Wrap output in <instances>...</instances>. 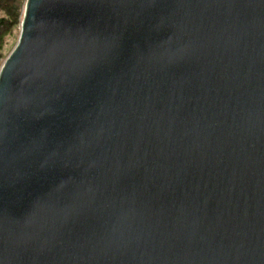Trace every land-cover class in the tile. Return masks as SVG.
<instances>
[{"label":"water","instance_id":"obj_1","mask_svg":"<svg viewBox=\"0 0 264 264\" xmlns=\"http://www.w3.org/2000/svg\"><path fill=\"white\" fill-rule=\"evenodd\" d=\"M0 264H264V0H26Z\"/></svg>","mask_w":264,"mask_h":264},{"label":"trees","instance_id":"obj_2","mask_svg":"<svg viewBox=\"0 0 264 264\" xmlns=\"http://www.w3.org/2000/svg\"><path fill=\"white\" fill-rule=\"evenodd\" d=\"M26 0H0V68L15 47ZM10 46L4 51V45Z\"/></svg>","mask_w":264,"mask_h":264},{"label":"rangeland","instance_id":"obj_3","mask_svg":"<svg viewBox=\"0 0 264 264\" xmlns=\"http://www.w3.org/2000/svg\"><path fill=\"white\" fill-rule=\"evenodd\" d=\"M10 46V43L7 42L5 45H4V51L7 50V48Z\"/></svg>","mask_w":264,"mask_h":264}]
</instances>
